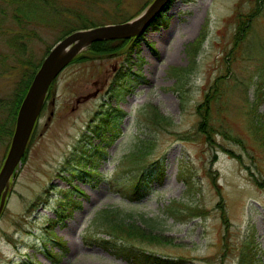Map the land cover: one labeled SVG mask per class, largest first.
I'll return each instance as SVG.
<instances>
[{
    "label": "rangeland",
    "instance_id": "rangeland-1",
    "mask_svg": "<svg viewBox=\"0 0 264 264\" xmlns=\"http://www.w3.org/2000/svg\"><path fill=\"white\" fill-rule=\"evenodd\" d=\"M16 1L24 13L10 3L0 18V122L24 74L68 32L130 20L152 0ZM252 12L247 25L240 22L239 13ZM150 31L111 55L85 53L57 78L0 217V264H162L155 257L168 260L163 264H241L247 243L254 264H264V151L246 115L256 75L263 74L264 92V3L173 0ZM13 35L24 39L16 44ZM172 67L186 68L180 81ZM216 80L223 96L212 106L207 141L197 106ZM151 107L173 125L148 128L144 111ZM103 109L119 116L112 131L95 138L89 126ZM259 113L264 118V103ZM142 138L155 146L137 166L128 155ZM87 150L93 157L85 167L74 159ZM140 171L154 177L133 198L128 181ZM106 210L162 237L146 248L153 260L137 262L120 244L98 239L96 222Z\"/></svg>",
    "mask_w": 264,
    "mask_h": 264
},
{
    "label": "trees",
    "instance_id": "trees-1",
    "mask_svg": "<svg viewBox=\"0 0 264 264\" xmlns=\"http://www.w3.org/2000/svg\"><path fill=\"white\" fill-rule=\"evenodd\" d=\"M2 2L5 3H3L2 5L0 4V18L5 11V7H6L5 5H8L10 3L13 4V9L15 10L17 9L21 13H24L23 9H21L19 6L20 3L17 2L16 0H0V3ZM248 15H250V13L246 15H242L241 13H239L240 22L241 23L246 22L247 25V21H249L250 17L253 16V12L249 17ZM14 20L19 25L23 24L20 15L15 14ZM85 27H89V26H85ZM241 29H245L244 25L241 26ZM74 30L76 29H73L70 32ZM12 39L17 44L18 41L22 42V40L24 39V35L23 36L16 35L12 37ZM198 41L200 45V42L203 41V37H200ZM127 43L128 42L126 40H120V41L102 40L95 42L88 48L86 52L78 55L73 62H79L81 61V59L84 60L87 59L85 53H92L95 56L111 55L118 48L122 47L123 49ZM50 49L51 48H49V50ZM192 49H196V47H193ZM38 67L39 64L36 68H33V70L31 69V71H27L22 77V80L20 81L19 87L13 99V105L9 110L8 117L5 121L0 122L1 140L4 137L7 140L12 136L19 106L31 83L34 73ZM173 72L174 74L179 76L180 78L179 81H180L182 75L185 72V69L174 68ZM256 77L258 80L255 81L252 79V82L250 83V87L251 88L253 87L252 96L254 97V99L248 101L246 115L248 118L249 130L251 132V135L253 136V139L258 142L261 149L264 151V118L263 115L259 113V108L264 103V92L261 91L263 88V85L261 83V81L263 80V74L256 75ZM222 96L223 95L220 88L219 80H216V83H214V85L211 86L210 91L206 93L204 102L199 104L197 107V112L200 117V121L198 123V132L204 134L207 141L211 140L210 138L213 132L214 118L212 116L211 109L213 104L217 102L219 98H221ZM144 117L148 128H150L151 130L153 129L154 131H158V132L165 131L173 125L172 119L163 115L158 110V108L155 107L145 109ZM115 121H116V113L114 111L101 110L100 112H97L94 121L89 126L90 134H93V137L95 138L97 136L101 137L105 135L108 131H112V127ZM6 145L8 147L9 143ZM154 146L155 143L150 141L148 138L140 139L139 142L136 143L133 151L128 155V158H130L129 160L132 162L142 161L143 158L148 155L147 152ZM78 154L80 153L75 154V159H74L75 161H78L79 164L84 163L85 167L87 165L91 166L89 160L93 157L92 152H89L87 150L85 153H83L81 157H80L81 154L80 155ZM163 175L165 176L164 169L161 172V176ZM153 177H154L153 173H150L148 175L135 174L132 176V178L128 181V183L131 186V189H133V195H134L133 198H139L141 196L140 194L144 190H146ZM124 187L125 186L122 187L123 191H124ZM122 190L121 192L123 193ZM60 200L62 202L65 201L68 203L71 200V198L65 200L64 197H60ZM191 210L200 211V209L196 207L191 208ZM222 218L224 220V224H228V219L226 218L225 213L222 214ZM96 228L99 229V232L103 234V236H108V238L99 237L98 239L100 241L104 242L105 244L110 242L115 244L117 243L120 244L119 248L123 252H126V254L130 253V256L138 262L149 261V259L153 260V255H151L150 252L146 250V248L149 246L151 247L152 244H161L164 242V240H162V237L154 233L153 230L143 228L139 226L136 222L127 221L126 217L121 216L117 212H112L109 210H106L98 217L96 222ZM253 254H254L253 250H251L250 248V243H247L241 252V259H240L241 264H254ZM155 259L160 260L162 264L168 262V260H163L158 257H155Z\"/></svg>",
    "mask_w": 264,
    "mask_h": 264
},
{
    "label": "water",
    "instance_id": "water-1",
    "mask_svg": "<svg viewBox=\"0 0 264 264\" xmlns=\"http://www.w3.org/2000/svg\"><path fill=\"white\" fill-rule=\"evenodd\" d=\"M171 0H154L136 18L75 31L60 40L36 72L20 106L12 142L0 170V213L6 201L12 175L26 152L48 89L59 73L87 46L95 41L135 36L144 32Z\"/></svg>",
    "mask_w": 264,
    "mask_h": 264
},
{
    "label": "bare ground",
    "instance_id": "bare-ground-1",
    "mask_svg": "<svg viewBox=\"0 0 264 264\" xmlns=\"http://www.w3.org/2000/svg\"><path fill=\"white\" fill-rule=\"evenodd\" d=\"M258 1H263V3H264V0H258ZM253 14H254V12H253ZM252 17H253V16H252ZM146 35H147V36H151V37L153 36L152 33H151V31H148V32L146 33ZM158 37H161V36H159L158 34H157L156 36H154V38H156V39H157ZM162 41H163V39H162ZM162 41H161V42H162Z\"/></svg>",
    "mask_w": 264,
    "mask_h": 264
}]
</instances>
